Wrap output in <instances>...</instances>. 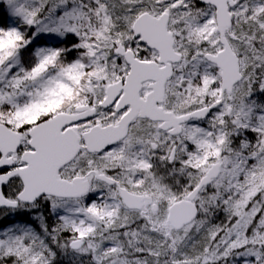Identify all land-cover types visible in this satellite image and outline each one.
<instances>
[{
    "label": "snow or ice",
    "instance_id": "6c2138e0",
    "mask_svg": "<svg viewBox=\"0 0 264 264\" xmlns=\"http://www.w3.org/2000/svg\"><path fill=\"white\" fill-rule=\"evenodd\" d=\"M0 264H264V0H0Z\"/></svg>",
    "mask_w": 264,
    "mask_h": 264
}]
</instances>
